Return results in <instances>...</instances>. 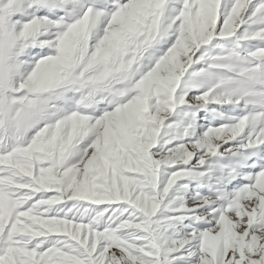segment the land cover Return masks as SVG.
<instances>
[{"label":"snow or ice","instance_id":"snow-or-ice-1","mask_svg":"<svg viewBox=\"0 0 264 264\" xmlns=\"http://www.w3.org/2000/svg\"><path fill=\"white\" fill-rule=\"evenodd\" d=\"M0 264H264V0H0Z\"/></svg>","mask_w":264,"mask_h":264}]
</instances>
